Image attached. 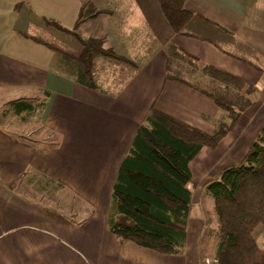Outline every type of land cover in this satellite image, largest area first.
Masks as SVG:
<instances>
[{
  "label": "crops",
  "instance_id": "1",
  "mask_svg": "<svg viewBox=\"0 0 264 264\" xmlns=\"http://www.w3.org/2000/svg\"><path fill=\"white\" fill-rule=\"evenodd\" d=\"M108 2L105 14L123 23L125 52L119 54L142 62L113 96L75 83L57 71L48 47L19 35L54 32L47 19L75 23L82 0H0V108L14 99L50 93L40 126L26 122L27 128L9 130L0 124V264H199L203 220L192 216L191 205L184 254L165 255L120 242L108 231L111 191L151 107L207 133L214 127L209 119H224L207 97L165 80V46L172 42L245 82H259L261 72L252 64L264 70V0H185L188 9L252 46L257 58L249 63L175 33L157 0ZM141 39L151 42L145 58L143 44L133 48L132 42ZM262 90L215 148L203 147L190 161L193 183L203 185L225 165L241 161L264 123V84ZM248 125L252 131L245 135ZM226 156L227 162L219 164ZM194 196L193 191L191 204Z\"/></svg>",
  "mask_w": 264,
  "mask_h": 264
},
{
  "label": "trees",
  "instance_id": "2",
  "mask_svg": "<svg viewBox=\"0 0 264 264\" xmlns=\"http://www.w3.org/2000/svg\"><path fill=\"white\" fill-rule=\"evenodd\" d=\"M157 2L164 19L178 35L210 44L243 62L257 58L252 46L217 22L188 9L185 0ZM101 12L107 13V9L100 10L93 2H86L81 5L75 24ZM46 23L72 34L80 50L68 51L37 34L19 35L48 47L54 54L57 71L92 91L113 96L142 66L140 58L105 47L102 37L84 38L53 20L47 19ZM164 52L165 80L179 82L210 99L224 113V120H213V130L207 133L151 107L118 168L107 229L120 242L129 240L142 248L180 256L185 251L195 187L189 163L203 147L215 148L219 144L254 100H259L261 90L258 82H245L204 63L172 42ZM98 58L102 60L99 63ZM252 65L263 74L259 63ZM108 81L112 84L104 87ZM49 95L43 91L38 98L6 102L0 108V121L12 116L22 123L40 126ZM205 187L214 199L221 229L214 263L264 264V248L254 236L256 227L264 225V123L241 161L225 166Z\"/></svg>",
  "mask_w": 264,
  "mask_h": 264
},
{
  "label": "rangeland",
  "instance_id": "3",
  "mask_svg": "<svg viewBox=\"0 0 264 264\" xmlns=\"http://www.w3.org/2000/svg\"><path fill=\"white\" fill-rule=\"evenodd\" d=\"M89 1L93 2L96 5L97 9H100V10H103L104 8H106V6H108V3H109L108 0H82L81 4H84ZM54 22H57V20ZM57 23H59V25L62 26L63 28L75 30V32L79 33L84 38L102 37L105 40L104 42L105 47H112L118 54L125 52L124 51L125 43L122 44L123 40L121 38L123 36L122 35L123 23L121 21V18L117 15H113V17H111L110 15H107L101 12L100 14L96 16L87 18L86 20H84L83 22L77 25L75 23L63 21V20L61 21V23L60 22H57ZM54 28L55 27L53 26L52 29ZM57 30L58 29H56L54 32H51V33H54V34L50 33L51 35L47 34L46 32L42 30H39V31L37 30L35 34H38L42 38H46V40L53 43L54 45L60 46L61 48H64L68 51L78 52L80 50L78 41L72 34H69V33H66L60 30L57 31ZM143 35H146V34H143ZM132 43H133V48H137L138 46L141 47L143 44L142 48L145 49V53L142 52L141 54L143 56L142 58H145L147 56V53L152 50V49H149V46H148L151 43L149 42V39L134 40ZM96 61L97 63H99L102 60L101 58H98ZM260 74H261V77L257 85L260 88V90H262V85L264 84V71H263V74L262 73ZM108 84H112L111 81L106 82L104 87ZM260 97H261V92H260ZM219 112L224 116L223 112L221 111ZM263 116H264V112L261 113V118ZM213 120L215 119L214 118L210 119L211 122H213ZM0 124L5 126V128L9 130H15L19 127L20 128L26 127L24 123L18 121L15 118H12V116L8 117L5 120L0 121ZM18 131L21 132V130L19 129ZM251 131H252V125L250 126L248 125V127L246 128L245 135L249 134ZM244 140L245 138H242L240 142H243ZM242 146L243 145H241V147ZM249 146L246 148V150H248ZM227 159H228V156L222 157L221 160L219 161V164L221 163L224 164L225 162H227ZM215 177H209V178L213 179ZM210 179H207L206 182L209 181ZM194 185L195 187L193 191L195 193V196H194V201L191 204L192 216H194V218H199L203 220V227L199 234L198 246H197L199 264H215L214 258H215V253H216V245L221 235L220 222H219L218 214L216 211L215 202H214L213 197L206 190L205 183H203V185H199L197 182V183H194ZM196 189H198V192L196 191ZM254 236H255V239L258 245L264 248V225H259L256 227V229L254 230ZM206 258L207 260H205Z\"/></svg>",
  "mask_w": 264,
  "mask_h": 264
}]
</instances>
